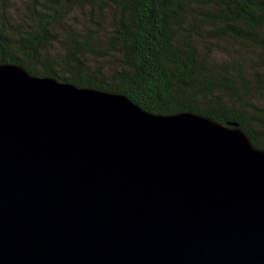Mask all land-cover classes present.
<instances>
[{"label": "water", "instance_id": "95a60500", "mask_svg": "<svg viewBox=\"0 0 264 264\" xmlns=\"http://www.w3.org/2000/svg\"><path fill=\"white\" fill-rule=\"evenodd\" d=\"M0 264H264V149L0 63Z\"/></svg>", "mask_w": 264, "mask_h": 264}, {"label": "trees", "instance_id": "16d2710c", "mask_svg": "<svg viewBox=\"0 0 264 264\" xmlns=\"http://www.w3.org/2000/svg\"><path fill=\"white\" fill-rule=\"evenodd\" d=\"M0 63L237 123L264 149V0H0Z\"/></svg>", "mask_w": 264, "mask_h": 264}]
</instances>
